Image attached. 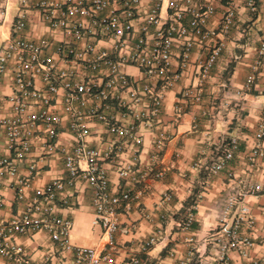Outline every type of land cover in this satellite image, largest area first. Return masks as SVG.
Returning a JSON list of instances; mask_svg holds the SVG:
<instances>
[{"label": "built area", "instance_id": "1", "mask_svg": "<svg viewBox=\"0 0 264 264\" xmlns=\"http://www.w3.org/2000/svg\"><path fill=\"white\" fill-rule=\"evenodd\" d=\"M7 1L0 0V14ZM238 2L249 17L262 23L264 31V0H19L22 8L11 19L9 35L0 41V191L11 189L17 204L13 216L0 220L1 257L12 264H33L14 238L43 231L56 250L70 252V264H116L112 251L117 214L121 207L128 210L137 196L128 188L112 190L101 163L110 162L118 179L126 183L151 177L150 164L136 167L134 163L141 143L139 128L154 127L163 91L191 64L195 45L204 50L195 63L198 80L207 77L224 48V37L239 25ZM217 4L221 11L211 28L208 23ZM28 6L33 12H28ZM256 43L243 88L264 67V37ZM127 65L137 68L139 76L128 75ZM201 95L200 86L180 91L187 103H199ZM174 108L181 111L182 106ZM95 125L100 129L97 133ZM63 130L70 139L59 143ZM92 135L100 140L98 145L89 143ZM252 138L255 143L245 153L250 168L264 159V102ZM166 139L162 130L154 132L151 161ZM237 149V138H229L209 172L225 169L230 177L229 161ZM127 150L132 158L121 160L120 154ZM33 154L42 160L58 154L63 177L34 185ZM76 182L89 189L92 223L101 228V246L71 245V220L57 212L58 203L67 202V190ZM259 191H264V182L249 183L244 191L224 196L211 235L210 264H229L230 251H236L244 264H259L248 259L254 243L253 219L242 200L245 194ZM170 199V192L161 193L160 201ZM192 220L188 213L181 228L187 230ZM155 242L156 234L142 239L139 252ZM192 251L175 264H186ZM121 264H142V259L130 256Z\"/></svg>", "mask_w": 264, "mask_h": 264}, {"label": "crops", "instance_id": "2", "mask_svg": "<svg viewBox=\"0 0 264 264\" xmlns=\"http://www.w3.org/2000/svg\"><path fill=\"white\" fill-rule=\"evenodd\" d=\"M28 7V12H33ZM19 8H22L19 0L7 1L4 12L0 14V41L9 35L11 19ZM236 10L239 25L224 37V48L203 82L198 80L195 63L204 50L203 46L195 45L190 53L191 64L173 86L163 91L162 108L154 127L150 130L139 128L141 143L134 155V163L136 167L150 164L151 177L141 182L126 183L118 179L110 162L101 163L112 190L128 188L137 196L130 202L128 210L121 207L117 214L112 251L116 264L130 256L140 257L142 264H175L189 249L193 251L186 264H210L214 252L211 235L217 228V213L224 196L229 191H244L249 183L264 182V159L257 160L252 168L245 159L246 151L255 143L252 132L260 104L264 102V67L254 75L250 86L243 88L256 40L264 37V31L262 23L249 17L240 2ZM220 11L217 4L209 27L214 28ZM213 35L218 36L216 30ZM231 61V73L225 76L223 72ZM171 64L174 67L176 60L173 59ZM124 71L128 75L139 76L134 66H124ZM188 86H200L202 89L199 103H187L181 98V89ZM176 105L182 106L181 111L175 110ZM94 128V133L100 131L99 126ZM156 130H162L167 139L157 158L151 161V141ZM231 137L238 140V149L229 161L231 176H226L225 169L209 172L210 164L227 147ZM57 138L59 143L70 139L64 130ZM88 141L91 145H98L100 140L92 135ZM119 158L124 161L131 159V150L121 153ZM30 159L37 165L32 178L34 185L63 177L58 154L43 160L33 154ZM20 164L24 168L26 162ZM158 171L161 175L155 177L153 174ZM193 189L197 190L193 220L190 227L183 230L178 210ZM164 191L171 194L169 202L160 201ZM67 192V202L58 203L57 212L71 220L70 244L101 246V228L92 223L89 189L76 182ZM0 193L3 197L1 220L13 216L17 204L11 189L3 188ZM242 200L248 207V216L253 219L250 232L254 243L248 251V259L264 264V191L247 193ZM153 234H156V242L146 252H139V242ZM14 241L23 247L25 256L33 264H70V252L56 250L43 231L16 236ZM228 257L229 264L245 263L236 251H230ZM0 264L12 263L0 256Z\"/></svg>", "mask_w": 264, "mask_h": 264}, {"label": "trees", "instance_id": "3", "mask_svg": "<svg viewBox=\"0 0 264 264\" xmlns=\"http://www.w3.org/2000/svg\"><path fill=\"white\" fill-rule=\"evenodd\" d=\"M232 66H233V62L232 61L228 62L226 69L223 72L225 76H228L231 73ZM196 195H197V190L193 189L191 193L187 195L185 199L182 201V205L178 210V214L181 215L180 217L181 221L185 218V216L188 213H193L194 211L193 207L195 205Z\"/></svg>", "mask_w": 264, "mask_h": 264}]
</instances>
